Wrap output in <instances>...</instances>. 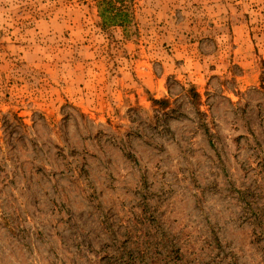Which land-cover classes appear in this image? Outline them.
I'll use <instances>...</instances> for the list:
<instances>
[{
  "label": "rangeland",
  "instance_id": "obj_1",
  "mask_svg": "<svg viewBox=\"0 0 264 264\" xmlns=\"http://www.w3.org/2000/svg\"><path fill=\"white\" fill-rule=\"evenodd\" d=\"M98 1L0 0V264H264V0Z\"/></svg>",
  "mask_w": 264,
  "mask_h": 264
},
{
  "label": "trees",
  "instance_id": "obj_2",
  "mask_svg": "<svg viewBox=\"0 0 264 264\" xmlns=\"http://www.w3.org/2000/svg\"><path fill=\"white\" fill-rule=\"evenodd\" d=\"M135 0H99V15L101 17V29L97 32L99 36L103 37L105 32L110 36H114L118 29L121 30L122 35L126 39H132L133 37L138 36V24L135 15L134 8ZM190 92L196 97V103H198L199 94H197L194 87L190 88ZM156 102H166L163 100H155ZM216 241V245L221 247V242L219 241V237H214ZM156 258L153 262L154 264H177L179 261L181 264L186 263V255L183 250L177 246H172L168 248L165 252L160 253L159 250L155 251ZM145 257H147V253L142 250L139 251L138 254H134L130 249L126 252L125 256H122L124 264H141V262L145 261ZM215 264V263H214Z\"/></svg>",
  "mask_w": 264,
  "mask_h": 264
}]
</instances>
